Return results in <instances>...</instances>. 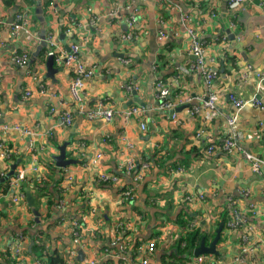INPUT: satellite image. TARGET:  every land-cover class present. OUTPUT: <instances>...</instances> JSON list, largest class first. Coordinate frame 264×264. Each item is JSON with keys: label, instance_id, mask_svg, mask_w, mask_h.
<instances>
[{"label": "crops", "instance_id": "crops-1", "mask_svg": "<svg viewBox=\"0 0 264 264\" xmlns=\"http://www.w3.org/2000/svg\"><path fill=\"white\" fill-rule=\"evenodd\" d=\"M6 1L0 0V126L17 124L32 135L0 131V145L16 150L19 162L23 161L19 171L25 174H42L52 165L56 180L60 169L53 157L63 143H67L66 157L78 163L61 169L59 200L55 196L48 207L43 196L38 208L34 202L39 223L25 198L14 202L13 194L0 188V264H47V256L55 250L69 264L90 259L98 264H137V257L132 261L134 250L153 236L157 245L149 262L159 264L167 243H174L172 236L179 234L174 223L179 215L197 222L202 232L213 233L205 245L223 223L217 255H210L216 264H264L261 176L239 152L206 153L207 146L232 131L238 134L241 150L264 160V82L259 85L256 78L264 60V0H245L238 8H230L228 0H51L56 12L47 7L43 14L45 32L55 39V52L63 56L76 46L78 61L93 72L76 103L69 93L72 67L53 58L49 76L48 47L39 35L36 3L12 0L10 6ZM38 1L48 6L49 0ZM22 7L32 15L30 39L24 33L11 34L13 14ZM135 15L132 35L125 40L131 33L126 21ZM183 15L190 18L205 47L206 67L217 74L210 87L198 73L188 70L193 57L181 24ZM161 34L165 37L160 38ZM22 54L29 56L24 68L14 62ZM159 80L169 90L166 100L174 105L176 121L171 120V111L159 108L154 95ZM26 91L30 97L25 98ZM210 92L218 96V102L209 117L203 99ZM230 95L257 98L262 109L245 106L231 129L228 119L237 110ZM134 107L141 112L126 117ZM101 110L113 111L109 122L88 118ZM64 111L73 116L68 127L61 122ZM97 154L101 157L95 160ZM130 158H143L149 164L138 182L122 171ZM4 167L0 149V170ZM102 173L118 176L119 182L102 184ZM128 187L135 195L131 204L121 196ZM227 200L234 201L241 216L233 227L227 225ZM72 219L82 224L81 247L70 238ZM117 221L125 231L118 236L113 231ZM35 236L46 249L41 258L32 253V245L28 250ZM20 240L22 249L16 255ZM123 240L130 246L120 252L117 242ZM79 250L83 261L77 259Z\"/></svg>", "mask_w": 264, "mask_h": 264}, {"label": "built area", "instance_id": "built-area-1", "mask_svg": "<svg viewBox=\"0 0 264 264\" xmlns=\"http://www.w3.org/2000/svg\"><path fill=\"white\" fill-rule=\"evenodd\" d=\"M245 0H228V6L230 8H238L239 6L243 5ZM48 9L50 12L54 13L56 12L55 7L53 6V2L51 0L48 1ZM137 13V11H136ZM114 14V11H110L108 13L109 16H112ZM135 16H129V18L126 21L127 27L130 30L131 33L127 34L123 37V39H129L133 32V27L136 20ZM11 23V34L12 36H19L21 34H25L26 38L30 39L33 35V20L31 12L26 8L22 7L19 10H17L13 14V19ZM181 24L182 27L185 29L186 34L189 36V47L188 52L190 55H192L193 59L189 63L188 70L191 72L198 73L201 77H203L205 84L207 87H210L213 80L216 78V72L209 70L206 67L205 62V47L203 46L201 40L199 39L198 35L194 31L193 27L191 26V20L187 15H183L181 18ZM165 37L164 34H161L160 38ZM48 47V56H53L58 62H64V64L71 66L74 72V76L71 79L70 85H69V93L72 98V100L76 103L81 100L82 91L85 86V82L92 77L93 72L91 69L86 68L83 66L80 61H78L77 55H78V48L76 46H72L67 54H57L55 52V39L53 35L47 33L45 35V38L43 39ZM14 62L20 66L25 67L27 66L29 62V56L28 54H22L18 57H14ZM122 63L124 65L129 64V60L122 59ZM251 67H248L250 69ZM256 78L259 82V85L264 82V60L262 62L261 70L256 73ZM128 89H131L132 86L127 87ZM43 91V90H41ZM169 90L167 89V86L162 81H157L155 83V98L158 101V105L160 109L163 110H169L171 111V120L176 121V115L173 112L174 105L166 100L168 96ZM31 93L29 91L25 92V98L30 97ZM231 103L236 108V114H233L229 119L228 123L231 129H234L236 126L237 121V113L241 111L245 106L247 105H253L256 106L259 109H262L261 104H259V101L257 98H251V99H241L237 98L235 95L229 96ZM204 101V100H203ZM218 102V96L212 92L208 94L206 97V100L203 102V108L206 111V113L210 116L213 115L214 110L216 108ZM141 112L139 108H132L130 109L125 116L130 117L133 115H138ZM88 118L90 119H103L106 122H109L111 118L113 117V111L112 110H101L93 113H89ZM73 116L70 112H62L61 115V122L65 127H68L72 124ZM262 124V123H261ZM141 130H145L144 123H140ZM19 131L22 134L26 136H31L32 133L30 130H28L25 127H21L17 124L9 127L6 125L0 126L1 132H8V131ZM233 132L223 138H221L220 141L217 143H214L212 145L207 146L206 153L207 155H212L215 151L224 152V153H231V152H239L241 158H243L246 162L249 163V166L251 170L255 173H257L259 176H261L263 186H264V160L254 154H251L250 152H247L245 150H241L239 148V145L237 143V137L238 134H232ZM201 132L197 133L196 136L199 137ZM1 149V157H3V160L5 162L6 159L10 160L14 156L17 155L16 150L7 148L3 144L0 145ZM101 157L100 154L96 155V159H99ZM12 163L6 162L4 169L0 172V177L3 178L6 173L8 172V168L10 167ZM149 168V164L147 161L143 158L139 159L138 161H135V159L130 158L128 159L125 164L123 165V172L127 177H130L133 182L140 181L146 171ZM182 168H178L177 172H181ZM32 172H36V168L32 169ZM25 173L23 171H18V173L15 176L10 177L9 183H8V189L7 192H10L13 194V200L14 202H17L18 200H24V194L21 192V184L23 183L25 179ZM40 177H37V181H40ZM100 182L109 183V184H117L119 182V177L112 174H105L102 173L99 176ZM264 193V192H263ZM243 195H247V191L242 192ZM121 196L123 197L122 200H128L129 202H133L135 195L133 192L132 187H128L126 190H124L121 193ZM61 205V204H60ZM234 201L227 200L226 202V208L228 210V220L227 225L229 227H233L234 224L240 219L241 216H239L236 209H234ZM81 221L77 220H70L69 221V232H70V238L73 244L80 246L81 242ZM197 228V222L191 221L188 223V230L190 229H196ZM113 231L116 233V236L119 234H122L124 231V226L122 225V222L117 221L113 227ZM173 237V236H172ZM175 237V236H174ZM156 240L155 238L149 239L147 242L143 244H139L136 250H134L135 259L137 257L138 261L137 264H151L149 262V259L156 248ZM22 240L17 244V250L16 255H18V249H22L21 246ZM115 243H113L114 245ZM118 246L120 247V252H124L126 247H129V241L123 240V242H117ZM81 247V246H80ZM264 256V255H263ZM84 264H98L97 260L90 259L86 261ZM189 264H216L211 258L210 255H200V256H192V258L189 261Z\"/></svg>", "mask_w": 264, "mask_h": 264}, {"label": "trees", "instance_id": "trees-1", "mask_svg": "<svg viewBox=\"0 0 264 264\" xmlns=\"http://www.w3.org/2000/svg\"><path fill=\"white\" fill-rule=\"evenodd\" d=\"M25 2H27L29 5H33L36 3L35 0H25ZM6 4L11 6L13 4V1L7 0ZM41 7L43 11L45 12L48 6L45 3H42ZM226 59L228 60L229 58L227 57ZM17 160H18V157L14 156L10 160L6 159L5 163L12 162L11 165H13ZM22 164H23V161L21 160V162H19V164L15 166L13 176H15L18 173L19 166H22ZM54 169L55 168L52 165H48L46 167V171L42 174H39V173L26 174L25 179L23 183L21 184V192L25 196V189H26L29 192V194L34 198V202L37 208H38L37 201L39 198L43 196H45L48 199V207L53 205L55 196H57L58 200L61 197V194H62L61 192L63 191L59 188V186H60V182L63 179V175H61V172H60L61 169L58 170L57 171L58 178L55 180L54 178H52L55 175ZM38 176H41L40 181H37ZM8 183H9V180H5L0 185V188H2L4 191H7ZM24 184H26L25 187H24ZM102 184H109V183L102 182ZM51 187L53 188L52 190H50ZM131 206H133L134 211H136L141 216L143 215L142 211L138 207H135L133 204ZM161 216L166 219V222H171L170 219L168 218V215L162 214ZM174 223H176V226L179 229V234L177 233L175 237L173 236V238L176 239L174 243H171V244H169V242L167 243V246H166L167 248H165L166 249L165 254L162 255L159 264H189V261L193 256V250L199 246L202 240H204V242L206 243L211 237H213V233L206 234L202 232L199 228L188 230L189 222L185 221L182 215H179V217L175 220ZM161 224L163 225L164 222H162ZM123 235L127 236V233H124ZM31 242H32V248H31L32 253L39 258L43 257L44 256L43 252L46 249L40 237L35 236L34 238L31 239ZM67 249H71V248L67 247ZM134 259H135V254L133 253L132 261H134ZM47 264H69V261L66 260L64 256L60 254V252L55 250L54 252H50V254L47 256Z\"/></svg>", "mask_w": 264, "mask_h": 264}, {"label": "water", "instance_id": "water-1", "mask_svg": "<svg viewBox=\"0 0 264 264\" xmlns=\"http://www.w3.org/2000/svg\"><path fill=\"white\" fill-rule=\"evenodd\" d=\"M34 14H35V18L38 20L39 24H40V30H39V35L42 39L45 38L46 32H45V18H44V14H43V9L40 6L39 1L37 0L36 2V7L34 10ZM11 21V18L9 19ZM44 45L46 47V43L44 42ZM54 59L53 56H48L47 61H46V65L49 69V76L52 74L53 72V64H54ZM133 94H135V92H133ZM204 101L206 100V97L203 99ZM66 147H67V143H63L61 146L58 147V154L56 156L53 157V161L55 164V167H57L58 169H62L65 168L69 165H74L77 164V160L73 159V158H67L66 157ZM20 160H17L16 163H18ZM16 164L11 165L10 171L5 175V177L0 178V184L3 183L5 180H8L10 177L13 176L14 173V169H15ZM26 184H24L25 187ZM28 206L30 207L33 215H34V220L36 223H39V212L37 211V209L34 207V199L33 197L29 194V192L25 189V196H24ZM223 227V223H220L218 228L215 231V235L214 238L212 239V241L208 244L205 245L204 240L201 241V243L199 244L198 247H196L193 250V255L194 256H200V255H217V251H216V244L220 239V233ZM31 243L28 247V250H30L31 248ZM77 259L79 261H83L84 259V254L81 250L78 251L77 253Z\"/></svg>", "mask_w": 264, "mask_h": 264}, {"label": "rangeland", "instance_id": "rangeland-1", "mask_svg": "<svg viewBox=\"0 0 264 264\" xmlns=\"http://www.w3.org/2000/svg\"><path fill=\"white\" fill-rule=\"evenodd\" d=\"M66 259H68V258H66Z\"/></svg>", "mask_w": 264, "mask_h": 264}]
</instances>
